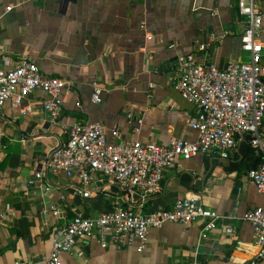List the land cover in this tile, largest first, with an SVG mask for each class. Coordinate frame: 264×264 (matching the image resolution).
Listing matches in <instances>:
<instances>
[{"label": "crops", "instance_id": "0c3cea01", "mask_svg": "<svg viewBox=\"0 0 264 264\" xmlns=\"http://www.w3.org/2000/svg\"><path fill=\"white\" fill-rule=\"evenodd\" d=\"M236 3L0 0V70L27 56L43 74L65 81L56 122L43 109L47 95L39 90L24 95L18 107L12 100L0 107V264H46L58 226L77 213L96 216L117 197L116 186L102 179L92 184L94 194L82 197L75 194V180L47 168L48 153L66 139L69 126L96 122L108 133L116 127L117 140L161 145L172 138L196 140L190 126L195 107L172 85L176 57L194 53L199 61L220 68L246 60L240 40L244 19ZM254 5L262 16L257 38L264 64V0H254ZM96 87L99 102L93 100ZM128 112L135 117L128 118ZM108 140L113 141L110 133ZM255 157L246 137L226 157L206 153L179 160L166 169L161 192L146 204L147 209L168 208L178 198H192L219 215L212 229L201 231L200 222H167L148 229L143 241L132 238L126 246L106 248L94 236L80 237L71 252L59 255L61 264L247 262L260 246L244 214L264 200L246 174L255 167ZM38 170L41 179L35 177ZM43 185L58 207H42L37 193Z\"/></svg>", "mask_w": 264, "mask_h": 264}, {"label": "built area", "instance_id": "2783aa9c", "mask_svg": "<svg viewBox=\"0 0 264 264\" xmlns=\"http://www.w3.org/2000/svg\"><path fill=\"white\" fill-rule=\"evenodd\" d=\"M237 10L244 19L240 36L246 60L230 61L224 68L211 62L199 61L194 53L177 56L172 77L173 88L195 107L190 126L197 132L195 141L172 138L167 145L154 141L117 140L116 127L108 131L100 123L77 122L67 128V137L46 157V166L75 180V194L89 197L96 188L92 184L102 179L116 186L119 193L112 205L96 216L77 213L58 226L52 234V246L46 264H61L59 255L71 252L80 237H96L102 248L126 246L132 238L145 240L150 228L167 222L189 224L200 222L201 231L214 227L219 215L204 208L192 198H178L168 208H146L148 200L162 190L165 171L179 160L215 153L226 157L239 139L246 138L260 162L246 172L264 198V64L263 45L257 35L262 16L254 0H237ZM64 79L48 76L27 56H20L14 66L0 70V107L7 101L18 107L24 95L39 90L47 95L42 103L50 119L56 122L61 112L59 95ZM93 100L99 102L100 89L95 88ZM128 118L134 114L127 113ZM138 125L141 117L136 118ZM135 128L134 131H137ZM41 179V170L35 172ZM60 210L52 214L60 216ZM260 246L258 252L241 264H264V200L246 211ZM14 264H28L17 260Z\"/></svg>", "mask_w": 264, "mask_h": 264}, {"label": "water", "instance_id": "95a60500", "mask_svg": "<svg viewBox=\"0 0 264 264\" xmlns=\"http://www.w3.org/2000/svg\"><path fill=\"white\" fill-rule=\"evenodd\" d=\"M203 34H204V43H206V31L205 32H203ZM176 61H177V57H176ZM43 187H44V185H43ZM42 187V189L37 193L38 195H40L41 197H42V201L44 202V204H43V206L42 207H45V208H49V207H54V208H56V207H58V204L57 203H53V202H50L49 200H48V197L46 196V190H45V187L43 188ZM60 205V204H59ZM59 207H61V206H59Z\"/></svg>", "mask_w": 264, "mask_h": 264}, {"label": "trees", "instance_id": "16d2710c", "mask_svg": "<svg viewBox=\"0 0 264 264\" xmlns=\"http://www.w3.org/2000/svg\"><path fill=\"white\" fill-rule=\"evenodd\" d=\"M255 156H256V157H255V164H254V166H256V164L259 163L260 160H261V157H260V156H258V155H256V154H255ZM258 160H259V161H258Z\"/></svg>", "mask_w": 264, "mask_h": 264}]
</instances>
